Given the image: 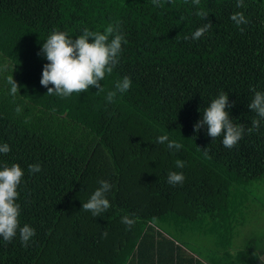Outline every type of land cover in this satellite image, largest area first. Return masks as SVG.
<instances>
[{
  "label": "trees",
  "instance_id": "obj_1",
  "mask_svg": "<svg viewBox=\"0 0 264 264\" xmlns=\"http://www.w3.org/2000/svg\"><path fill=\"white\" fill-rule=\"evenodd\" d=\"M161 3L0 0V145L11 148L0 153V170L22 168L19 226L35 229L26 247L19 229L11 243L0 237V264H264V231L240 237L238 220L251 190L264 186V120L247 131L259 119L248 107L251 89L264 93V0L240 8L236 0ZM235 12L248 23L238 27ZM208 22L199 40L184 39ZM109 24L126 43L100 82L104 91L47 94L46 39L58 31L75 40ZM124 76L130 89L108 103ZM222 92L233 124L245 128L232 148L206 125L194 128ZM161 135L183 147L158 144ZM30 164L42 170L30 174ZM170 172L183 173V183L169 184ZM100 181L112 185L110 207L94 217L82 206ZM126 215L135 220L130 229Z\"/></svg>",
  "mask_w": 264,
  "mask_h": 264
},
{
  "label": "clouds",
  "instance_id": "obj_2",
  "mask_svg": "<svg viewBox=\"0 0 264 264\" xmlns=\"http://www.w3.org/2000/svg\"><path fill=\"white\" fill-rule=\"evenodd\" d=\"M192 2L194 5L200 4V0H192ZM152 3L157 7H163L161 0H152ZM244 6V0H236L237 8ZM196 14L204 20L208 16L203 10L198 11ZM230 19L238 27L248 23L243 12L233 13ZM211 26V22L205 23L195 30L191 37L185 36L184 39L199 40ZM241 31H243V28H241ZM90 39L92 42H89ZM122 41L126 43L119 31L118 24L115 26L109 24L103 32L85 29L75 40L69 38L64 32L54 31L42 45L41 52L48 63L44 65L40 83L48 88L47 94H55L65 98L73 93L86 92L90 87L98 89L97 92H103L104 88L100 82L105 78L106 73L111 74L119 63ZM4 67L6 70L7 66ZM7 84L10 86V95L15 98L20 89L18 83L13 79V75L7 77ZM131 84L130 77L124 76L116 82L114 90L107 93L106 101L108 103L114 102L117 94L127 92ZM49 85H53V87H48ZM251 91L254 92V96L248 107L259 119L254 118L251 121L252 128L247 129L248 132L253 129L258 131L260 121L264 120V93L256 91L255 88H252ZM228 106V94L225 92L220 93L204 109L202 119L194 125V128L199 132L206 125L208 136L216 139L222 135L223 146L232 148L242 139L245 128L233 124L229 112L225 110ZM16 111L19 113L21 108L18 106ZM157 143H167L170 150L174 148L179 151L183 147L175 140L170 141L167 135L159 136ZM10 151L11 148L8 144L0 145V153L8 154ZM184 166L183 161H176L177 168H183ZM41 170L39 164L28 166L30 174L38 173ZM23 175L24 172L19 164H13L11 167L4 166L0 170V237L3 238L4 243H11L19 229L20 240L26 247L35 235V229L27 224L23 227L19 226L20 205L16 203V200L18 197L17 188ZM184 179L183 173L178 172H170L167 177L168 183L172 185L182 184ZM99 183L100 187L82 206V210L91 212L94 217L100 216L110 207L106 193L111 190L112 185L108 181H100ZM121 222L129 229L135 224V220L127 215L122 217ZM103 236H107L106 231Z\"/></svg>",
  "mask_w": 264,
  "mask_h": 264
},
{
  "label": "rangeland",
  "instance_id": "obj_3",
  "mask_svg": "<svg viewBox=\"0 0 264 264\" xmlns=\"http://www.w3.org/2000/svg\"><path fill=\"white\" fill-rule=\"evenodd\" d=\"M249 194L251 204L249 208L244 207L238 217V220L245 222L239 228L240 237L252 235L256 229L264 231V186L261 184L254 187ZM237 241H240V238Z\"/></svg>",
  "mask_w": 264,
  "mask_h": 264
}]
</instances>
